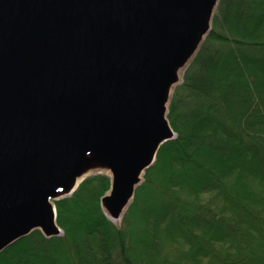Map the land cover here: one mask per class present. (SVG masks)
<instances>
[{"label":"water","instance_id":"95a60500","mask_svg":"<svg viewBox=\"0 0 264 264\" xmlns=\"http://www.w3.org/2000/svg\"><path fill=\"white\" fill-rule=\"evenodd\" d=\"M219 0H0V252L39 230L54 202L111 179L120 218L160 146L174 88Z\"/></svg>","mask_w":264,"mask_h":264},{"label":"trees","instance_id":"16d2710c","mask_svg":"<svg viewBox=\"0 0 264 264\" xmlns=\"http://www.w3.org/2000/svg\"><path fill=\"white\" fill-rule=\"evenodd\" d=\"M167 119L119 224L90 175L54 202L61 236L34 230L0 264H264V0L218 1Z\"/></svg>","mask_w":264,"mask_h":264},{"label":"rangeland","instance_id":"374dc122","mask_svg":"<svg viewBox=\"0 0 264 264\" xmlns=\"http://www.w3.org/2000/svg\"><path fill=\"white\" fill-rule=\"evenodd\" d=\"M101 174H104V173H101ZM142 182H143V178H142V180H141L140 184H141ZM140 184H139V185H140ZM137 187H138V186H137ZM108 192H109V191H108ZM134 193H135V192H134ZM132 200H133V199H132ZM132 200H131V202H132ZM131 202H130V204H131ZM130 204H129V205H130ZM128 207H129V206H128ZM128 207H127V208H128ZM125 211H126V210H125ZM125 211H124V212H125ZM122 215H123V214H122ZM122 215L120 216V218H119V219H117V220H114V221H112V222H114L115 224H119V223H120V221H121Z\"/></svg>","mask_w":264,"mask_h":264}]
</instances>
